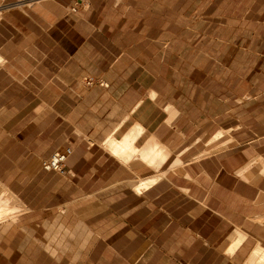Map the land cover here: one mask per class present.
Here are the masks:
<instances>
[{
  "label": "crops",
  "instance_id": "crops-1",
  "mask_svg": "<svg viewBox=\"0 0 264 264\" xmlns=\"http://www.w3.org/2000/svg\"><path fill=\"white\" fill-rule=\"evenodd\" d=\"M94 2L0 0V160L24 158L33 188L46 190L36 207L0 171L27 209L8 231L0 224L11 251L1 259L26 245L42 264H246L264 247V133L235 116L237 143L200 155L207 141L197 135L224 128L220 117L242 103L211 112L207 94L195 114L198 98L179 101L181 65L163 61L172 34L209 33V21L197 31L192 17L172 20L171 32L160 14ZM127 134L139 152L120 159L108 139ZM68 147L63 172L44 168ZM156 148L169 155L150 164L142 153ZM23 224L42 238L19 242Z\"/></svg>",
  "mask_w": 264,
  "mask_h": 264
},
{
  "label": "rangeland",
  "instance_id": "rangeland-1",
  "mask_svg": "<svg viewBox=\"0 0 264 264\" xmlns=\"http://www.w3.org/2000/svg\"><path fill=\"white\" fill-rule=\"evenodd\" d=\"M94 1L93 5L98 7L99 12H112L113 5L120 4L114 8V14L124 12L127 16L137 13L147 16L153 13L160 14L163 25L167 23L171 32L175 30L169 24L172 20L185 21L192 17L199 21L197 31H201L202 23L205 27V22L201 19L209 21V33H196V31L177 33L176 37L172 34V37H169L172 38L171 52L163 57V61H171L172 64L178 61V65H181L178 83L179 94L182 95H179V101L182 105H189V102H184L181 98L189 96L198 98L194 103L195 114L201 112L199 107L204 105L201 98L207 97V94L210 95L211 112L214 110L213 106L216 108L218 104L220 105L216 112H221V100L226 99L227 111H232L235 105L242 103V108L238 110L239 113L236 112V115L228 112L220 117L222 125L225 124L224 128L220 127L217 131V127L210 124L209 132L197 135L207 141L202 156H209L222 146L232 148L237 143L235 134L231 131L233 128L229 127L239 122L235 116L240 117L241 122L245 124L257 125L258 134L264 133V0ZM135 7L139 8L137 12L134 10ZM167 34L170 36L169 33ZM204 106L207 108V103ZM247 136L243 134L242 139ZM218 139L220 141L225 139L218 144L221 146L215 144ZM257 152L264 151L257 149ZM257 157L261 156L258 154ZM16 162V165H9L8 159L0 160L2 173L0 175L4 183L11 184L14 189L26 196L25 199L28 198L36 207H41L43 194L46 192L42 188L45 187L33 188L29 180L30 175L26 172L24 158ZM33 192L35 197L30 199ZM16 231L19 242H24L34 235L42 238L41 230H28L24 224ZM3 232V229H0V243ZM31 250V246L17 245L13 260L5 261L1 257H9L11 251L9 252V246L0 244V264H42L37 260L41 256L35 255Z\"/></svg>",
  "mask_w": 264,
  "mask_h": 264
},
{
  "label": "bare ground",
  "instance_id": "bare-ground-1",
  "mask_svg": "<svg viewBox=\"0 0 264 264\" xmlns=\"http://www.w3.org/2000/svg\"><path fill=\"white\" fill-rule=\"evenodd\" d=\"M1 61L2 59L0 57V62ZM134 134H127L121 140L108 139V147L110 152L120 159L134 156L139 152L137 147L134 145ZM168 155V151H165L162 148H156V150L147 151L146 154L142 153V156L151 158L149 161L150 164L162 162ZM200 155H204V153ZM153 182L154 178L140 182L139 185L136 186V190L139 191L143 187H147ZM0 187V224H3V228L6 229L7 226L9 227V225H12L13 222L18 219L20 213L26 211L27 209L25 208L26 206L21 201V199L18 198L8 187L4 186V184H0ZM6 231L8 230L6 229ZM238 242L239 240L233 246H231L229 249L230 252L237 247L239 244ZM246 264H264V247L258 244Z\"/></svg>",
  "mask_w": 264,
  "mask_h": 264
},
{
  "label": "built area",
  "instance_id": "built-area-1",
  "mask_svg": "<svg viewBox=\"0 0 264 264\" xmlns=\"http://www.w3.org/2000/svg\"><path fill=\"white\" fill-rule=\"evenodd\" d=\"M72 149L70 147L64 150L53 151L45 160L44 168L47 170H54L63 172L65 162L67 158L71 155Z\"/></svg>",
  "mask_w": 264,
  "mask_h": 264
}]
</instances>
